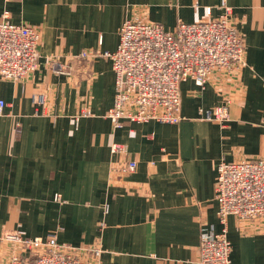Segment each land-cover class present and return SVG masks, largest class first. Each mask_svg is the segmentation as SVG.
<instances>
[{"label": "crops", "instance_id": "1", "mask_svg": "<svg viewBox=\"0 0 264 264\" xmlns=\"http://www.w3.org/2000/svg\"><path fill=\"white\" fill-rule=\"evenodd\" d=\"M223 1L244 36L243 64L214 71L203 87L184 81L177 124L115 126L112 60L82 52L116 50L128 18L173 31L217 18ZM5 12L39 30L41 44L36 71L0 77V264L20 249L4 238L16 231L100 246L103 264H200L202 233L221 227L218 164L264 158V0H0ZM222 104L226 126L199 119L201 107ZM115 142L128 152L113 153ZM128 159L135 172L114 170ZM228 226L231 264H264V222L230 216Z\"/></svg>", "mask_w": 264, "mask_h": 264}, {"label": "built area", "instance_id": "2", "mask_svg": "<svg viewBox=\"0 0 264 264\" xmlns=\"http://www.w3.org/2000/svg\"><path fill=\"white\" fill-rule=\"evenodd\" d=\"M217 18L195 22L180 21L173 31L163 25L126 19L114 51H84L81 57L105 55L111 58L115 73V97L107 116L115 126L124 122L177 124L181 113V84L193 80L205 86L217 70H235L245 60V40L232 24L233 8L223 1ZM207 14L212 7H207ZM41 34L36 28L9 20V12L0 18V77L22 80L39 67ZM58 72L66 66L56 64ZM37 105L45 104V96H34ZM0 98V115L6 108ZM84 114H87L84 112ZM199 119L230 121L229 106L198 111ZM113 153L128 152L127 145L115 142ZM137 162H119L114 170L135 172ZM216 200L219 230L204 231L200 245V264H231L232 243L229 238L230 216L260 219L264 222V158L255 161H221L217 166ZM56 196V200H61ZM4 238L20 249L6 264H103L102 248L76 247L61 243L55 233L29 237L21 232H8Z\"/></svg>", "mask_w": 264, "mask_h": 264}]
</instances>
